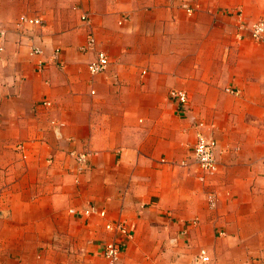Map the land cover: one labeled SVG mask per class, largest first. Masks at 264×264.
<instances>
[{
    "label": "crops",
    "instance_id": "obj_1",
    "mask_svg": "<svg viewBox=\"0 0 264 264\" xmlns=\"http://www.w3.org/2000/svg\"><path fill=\"white\" fill-rule=\"evenodd\" d=\"M240 11L252 25L264 0H0V264H107L108 221L133 232L121 264H264V43ZM199 121L218 142L204 182ZM91 206L107 218L70 213Z\"/></svg>",
    "mask_w": 264,
    "mask_h": 264
},
{
    "label": "built area",
    "instance_id": "obj_2",
    "mask_svg": "<svg viewBox=\"0 0 264 264\" xmlns=\"http://www.w3.org/2000/svg\"><path fill=\"white\" fill-rule=\"evenodd\" d=\"M186 7V6H185ZM189 13H193V10L189 7H186ZM238 17V37L243 38L245 33H249L251 39L258 43H264V19H260L253 23L252 25L244 22L242 20V12L237 13ZM82 20L89 22L88 15H83ZM18 24L20 26H43L44 22L40 18H32L27 15H21L18 19ZM4 41L5 35L0 31V53L4 51ZM97 40L93 30H89L87 33L86 43L80 47V51L84 53H88L90 51H96ZM35 54L41 53L40 49H34L32 51ZM110 65V59L106 52L98 49L96 51L95 60L90 63L89 70L92 74H98L105 72ZM170 100L178 105L180 110L187 109V105L189 102V97L187 92L181 89H173L171 90ZM44 105L50 106L51 103L48 101L44 102ZM198 128L201 130L203 127H206L204 122L199 121L197 123ZM59 126L56 127V131H58ZM196 142L192 146V155L195 163L199 166L201 174L198 176V180L200 182H204L207 177L213 173H215L218 169V161H217V149L218 142L213 136H209L201 130L197 133ZM22 145L17 147L21 149ZM71 155L76 156V159L79 162H84L86 159V155H76V153L72 152ZM208 204L210 207L215 208L217 205V197L214 193L208 194ZM71 214L82 215L83 217H91L94 215L99 216L102 219L107 218V212L105 209L99 208L97 206H91L88 209L82 210L81 213L77 212L75 209L70 210ZM105 228L108 231H113L115 233L114 238L105 243L103 246V255L107 261V264H121L122 260V252H123V239H131L133 237V232L129 225L125 222H107L105 224ZM177 241L176 238L172 239V242L175 243ZM198 263L201 264H211L212 259L205 249H201L199 251L197 260Z\"/></svg>",
    "mask_w": 264,
    "mask_h": 264
},
{
    "label": "rangeland",
    "instance_id": "obj_3",
    "mask_svg": "<svg viewBox=\"0 0 264 264\" xmlns=\"http://www.w3.org/2000/svg\"><path fill=\"white\" fill-rule=\"evenodd\" d=\"M28 16V15H27ZM30 17V16H29ZM32 18H35V17H32ZM205 123V122H204Z\"/></svg>",
    "mask_w": 264,
    "mask_h": 264
}]
</instances>
